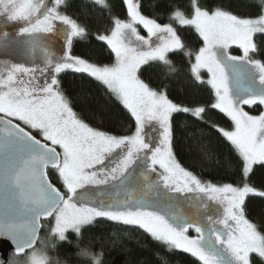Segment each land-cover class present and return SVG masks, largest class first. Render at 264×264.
Instances as JSON below:
<instances>
[{
  "label": "snow or ice",
  "instance_id": "6c2138e0",
  "mask_svg": "<svg viewBox=\"0 0 264 264\" xmlns=\"http://www.w3.org/2000/svg\"><path fill=\"white\" fill-rule=\"evenodd\" d=\"M91 3L107 13L95 28L68 11L70 0H0V26L14 29L0 41L28 57L0 61V239L12 246L0 264H51L49 245L82 240L101 222L195 264H264V216L251 207L264 202V183L253 182L264 169V110L252 114L264 109V0L243 16L217 0H157L151 14L143 0H119L123 17L108 0ZM79 43L89 51L77 54ZM146 68L165 78L184 71L208 95L175 99L163 80L144 78ZM70 74L85 98L102 93V116L117 108L126 127L86 120L65 88ZM178 136L205 156L222 149L226 176L185 167ZM96 240L98 252L76 255L102 264Z\"/></svg>",
  "mask_w": 264,
  "mask_h": 264
},
{
  "label": "trees",
  "instance_id": "16d2710c",
  "mask_svg": "<svg viewBox=\"0 0 264 264\" xmlns=\"http://www.w3.org/2000/svg\"><path fill=\"white\" fill-rule=\"evenodd\" d=\"M157 0H143L145 12L151 14L153 11H159V8L153 9V5ZM227 10L239 15H247L250 9L247 7L251 0H217ZM71 7L68 9L70 13L78 16L81 23L89 24L93 28L101 26L106 22L107 13L103 15L98 7H94L91 0H70ZM113 5V11L123 17L124 12L119 7V0H108ZM189 44L198 46L194 40H189ZM76 53L81 54L89 51L83 43L76 45ZM107 59V57H103ZM176 66L180 68L186 59L180 56L173 57ZM162 70L156 68H146L144 78L150 79L154 84L163 80L169 94L180 100H188L194 94L198 98H206L208 93L206 90H197L192 88L188 77L184 71H180L175 75L165 78ZM65 88L70 96L78 97L79 103L76 104L77 110H83L86 120L93 125H103L106 130L115 131L116 129L126 127L124 118L120 115L119 109L108 108L102 116L97 107L104 104L102 93L93 88L92 92L87 93V98L79 92V80L71 74L65 78ZM246 110L247 106H245ZM261 109H256L252 114H258ZM222 123L230 122L221 120ZM178 123L183 124V117L179 118ZM175 152L178 160L187 168L202 176L204 179L218 180L226 176L227 169L224 166V156L221 154L222 149H217L211 156L196 150L195 145H190L189 141L178 136L175 145ZM52 182L59 184L55 175L51 177ZM253 182L259 186L264 183V169H257ZM252 214L259 220L264 216V202L259 198L254 199L251 203ZM115 233V235H112ZM127 233V234H125ZM91 237V239H90ZM101 238L104 244V257L102 264H195L194 258L189 254L180 250L168 251L156 242L152 241L148 236L142 234L135 229H128L124 226H118L110 222H101L95 229L85 232L84 238L77 241L74 237H70L72 243H58L55 249L48 248L47 254L51 259V264H91L89 258H80L76 254L79 248H88L90 251L98 252L100 250V242L96 238Z\"/></svg>",
  "mask_w": 264,
  "mask_h": 264
},
{
  "label": "rangeland",
  "instance_id": "374dc122",
  "mask_svg": "<svg viewBox=\"0 0 264 264\" xmlns=\"http://www.w3.org/2000/svg\"><path fill=\"white\" fill-rule=\"evenodd\" d=\"M0 31H9L10 33H12L14 37V29L12 27L0 26ZM0 42L3 43V41ZM26 58L28 57H25L23 52L19 48L13 46L4 47L3 45H0V61L10 60L12 62H19L21 59H26ZM0 67H2V65H0ZM46 235H47V229L42 228L40 236L43 238ZM48 248H51V245H49ZM17 264H24V259L20 258L17 261Z\"/></svg>",
  "mask_w": 264,
  "mask_h": 264
},
{
  "label": "water",
  "instance_id": "95a60500",
  "mask_svg": "<svg viewBox=\"0 0 264 264\" xmlns=\"http://www.w3.org/2000/svg\"><path fill=\"white\" fill-rule=\"evenodd\" d=\"M11 253H12V246H11L10 241L0 239V257H3L5 260H7L9 257V254Z\"/></svg>",
  "mask_w": 264,
  "mask_h": 264
},
{
  "label": "flooded vegetation",
  "instance_id": "af4514ba",
  "mask_svg": "<svg viewBox=\"0 0 264 264\" xmlns=\"http://www.w3.org/2000/svg\"><path fill=\"white\" fill-rule=\"evenodd\" d=\"M0 45H3V43H2V42H0Z\"/></svg>",
  "mask_w": 264,
  "mask_h": 264
}]
</instances>
